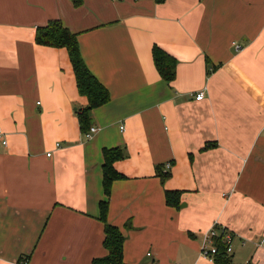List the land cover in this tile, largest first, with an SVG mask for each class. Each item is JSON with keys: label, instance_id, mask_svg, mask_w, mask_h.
Segmentation results:
<instances>
[{"label": "crops", "instance_id": "0c3cea01", "mask_svg": "<svg viewBox=\"0 0 264 264\" xmlns=\"http://www.w3.org/2000/svg\"><path fill=\"white\" fill-rule=\"evenodd\" d=\"M52 19L109 93L90 138L67 50L35 42ZM154 45L176 60L168 83ZM0 127V264H93L104 199L124 264H212L199 249L214 224L234 264H264V0H0Z\"/></svg>", "mask_w": 264, "mask_h": 264}, {"label": "trees", "instance_id": "16d2710c", "mask_svg": "<svg viewBox=\"0 0 264 264\" xmlns=\"http://www.w3.org/2000/svg\"><path fill=\"white\" fill-rule=\"evenodd\" d=\"M162 2L164 0H156ZM73 5H79L81 0H72ZM35 42L52 47H64L67 50L70 63L72 65L76 86L80 95L87 99V105L78 113L80 129L85 133L89 129V112L92 108L97 107L109 99L108 90L97 80V78L89 71L82 60L77 34L70 31L62 25L57 19L49 20L45 26H38L35 31ZM152 59L154 66L159 75L165 82H170L175 75V58L162 48L154 45L152 47ZM122 157L118 148L104 149V163L102 166V186L106 196L109 195L111 182L122 177L118 173L112 163ZM170 164V163H169ZM157 174L160 180H164L169 176L168 170L163 171L157 167ZM165 201L168 205L177 206L179 204V192L176 190H165ZM107 199L100 200L99 218L104 223V239L103 245L107 250V254L103 257L93 258V264H124L122 260V246L124 236L121 231L114 225L106 221ZM217 250L213 255L214 264H234L231 260L230 253L226 250V243L218 237L215 240ZM243 264H252L245 262Z\"/></svg>", "mask_w": 264, "mask_h": 264}, {"label": "built area", "instance_id": "2783aa9c", "mask_svg": "<svg viewBox=\"0 0 264 264\" xmlns=\"http://www.w3.org/2000/svg\"><path fill=\"white\" fill-rule=\"evenodd\" d=\"M235 49H240V46L237 44H234ZM204 96V92L202 90L198 91L195 94V99L196 100H200L202 99ZM123 125L120 126V129H123ZM96 131L95 127H89L88 131L86 132V137L90 138L93 134V132ZM0 140L2 142V144H6V140L3 137V131L0 127ZM59 144H56V146H58ZM46 156H50V151L46 152ZM170 166L169 163L166 164V168H168ZM220 238L222 240V242L226 243L227 247L226 250L228 253L231 252V246H230V242L232 240V235L231 233L226 230L223 227H218L217 224H214L212 227H210L208 230H206L203 235H202V239H201V243H200V249H199V254L209 260L212 264L213 263V255L217 250V246L215 245V240L217 238ZM262 243V240L259 242V244ZM150 253H147V256H149Z\"/></svg>", "mask_w": 264, "mask_h": 264}]
</instances>
